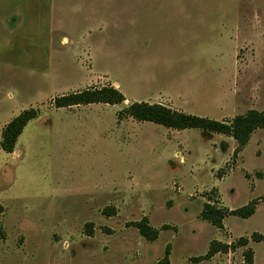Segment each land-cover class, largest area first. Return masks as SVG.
Segmentation results:
<instances>
[{
    "label": "rangeland",
    "instance_id": "374dc122",
    "mask_svg": "<svg viewBox=\"0 0 264 264\" xmlns=\"http://www.w3.org/2000/svg\"><path fill=\"white\" fill-rule=\"evenodd\" d=\"M104 86L127 102L55 107ZM150 101L226 123L264 111V0H0V264H264V129L234 156L229 136L120 117ZM214 242L230 249L205 260Z\"/></svg>",
    "mask_w": 264,
    "mask_h": 264
},
{
    "label": "trees",
    "instance_id": "16d2710c",
    "mask_svg": "<svg viewBox=\"0 0 264 264\" xmlns=\"http://www.w3.org/2000/svg\"><path fill=\"white\" fill-rule=\"evenodd\" d=\"M127 101L125 95L113 86H104L101 88H89L76 93L63 95L55 99L57 109L70 108L75 106H89L104 104L116 106L124 104ZM37 117L35 110H29L13 119L2 133V149L12 154L14 153L17 141L22 135L29 122ZM121 118H131L140 123H153L168 129L177 131L201 130L218 135H225L233 138L238 146L234 156H238L251 140L252 135L259 129H264V111L251 110L244 115L236 116L231 123L221 122L206 117L186 114L172 110L161 104H152L149 102H134L126 107L121 113ZM0 206V214L2 213ZM256 212L255 204L244 207L239 210L230 211L229 214L236 215L243 219L252 217ZM227 212L215 208L213 205L206 204L203 207L202 217L218 228L223 227V220ZM142 237L149 241H156L158 231L149 226L146 219L135 224ZM247 239H241L240 245H246ZM234 247V246H233ZM230 246L214 242L204 259H211L216 254L228 252ZM169 255V247L166 251ZM246 263L253 264V252L248 251L245 255Z\"/></svg>",
    "mask_w": 264,
    "mask_h": 264
},
{
    "label": "crops",
    "instance_id": "0c3cea01",
    "mask_svg": "<svg viewBox=\"0 0 264 264\" xmlns=\"http://www.w3.org/2000/svg\"><path fill=\"white\" fill-rule=\"evenodd\" d=\"M127 102V101H126ZM149 103H152V104H158V103H156V102H154V101H150ZM244 150V149H243Z\"/></svg>",
    "mask_w": 264,
    "mask_h": 264
}]
</instances>
